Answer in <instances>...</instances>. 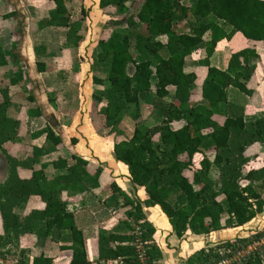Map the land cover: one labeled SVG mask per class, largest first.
Instances as JSON below:
<instances>
[{
  "label": "trees",
  "instance_id": "1",
  "mask_svg": "<svg viewBox=\"0 0 264 264\" xmlns=\"http://www.w3.org/2000/svg\"><path fill=\"white\" fill-rule=\"evenodd\" d=\"M53 1L57 14L63 15L62 0ZM136 3L99 0V8L119 16ZM45 23L67 25L63 18ZM124 25L128 30L141 25V30L121 39L105 30L98 40L96 62L104 77H93L97 94L92 96L91 114L109 134L119 137L118 127L125 117L135 122L130 138L114 143L113 157L127 167L130 183L143 188L146 199H131L110 183L113 193L123 198L124 232L97 235L96 264L115 260L139 264L133 225L140 223L144 241L151 243L154 234L144 220L143 206L158 207L177 239L187 232L208 236L240 228L264 212V166L247 169L264 145V116L245 120L244 107L230 101L228 94L229 88L248 98L255 94L257 49L264 51V0H194L192 6L179 0H140ZM236 34L246 40L247 48L231 54L225 71L211 67L207 59ZM200 49L206 57L200 65L202 77L186 66L191 54ZM171 92L170 102L163 101ZM148 93H153V107L162 117L152 129L142 125L137 108ZM9 103L7 90L0 89V151L8 164L7 177L0 184V255L9 246L16 247L25 234L35 232L57 242L66 232L69 245L61 248L69 252L68 264H89L83 234L67 210V196L87 192L83 181L88 162L57 156L49 166L38 167L15 159L3 148L21 134V122L6 115ZM47 138L55 146L61 144L51 133ZM206 152L212 153V159ZM46 169L56 174L48 178ZM100 173L97 169L95 179ZM178 199L182 204L176 206ZM32 200L36 203L30 205ZM261 236L256 233V240ZM245 242L235 238L213 249H198L184 264L218 263L220 251ZM146 255L147 264H158L162 257L153 244ZM19 256L18 264H29L22 250ZM32 264L53 262L43 254ZM241 264L262 263L251 255Z\"/></svg>",
  "mask_w": 264,
  "mask_h": 264
},
{
  "label": "crops",
  "instance_id": "2",
  "mask_svg": "<svg viewBox=\"0 0 264 264\" xmlns=\"http://www.w3.org/2000/svg\"><path fill=\"white\" fill-rule=\"evenodd\" d=\"M186 1L189 6L194 3ZM62 4L65 13L59 15L53 0H0V89H6L10 98L7 117L21 122L20 136L3 148L18 161L38 167L49 166L57 156L68 161L76 156L88 162V176L83 181L87 192L67 196V210L83 234L89 264H96L97 235L124 232V221L120 218L123 198L113 193L110 183L114 182L131 199L144 201L146 195L143 188L130 183L127 167L114 159L113 146L118 141L91 114L92 96L97 94L93 77H104L96 62L97 43L103 31L112 30L111 21L118 15L101 10L99 0H62ZM52 18L66 19L67 25L31 30L32 23L41 26ZM135 27L138 32L141 25ZM247 44L241 35H234L225 47L207 59L209 65L225 71L231 54L247 48ZM162 54L167 57L165 52ZM257 55L264 60L263 50L257 49ZM205 59L201 49L193 52L186 61L187 69L203 75L200 65ZM258 79L254 74L253 80L262 86L255 89L253 97H246L247 101L240 99L245 103H238L244 107L248 121L264 116V75ZM228 94L240 95L233 88H229ZM49 133L61 140L59 146L47 138ZM97 169L101 173L95 179ZM7 170V161L0 151V184L6 179ZM45 171L48 178L56 174L51 169ZM34 203L32 200L30 205ZM143 215L154 229L151 244L162 254L158 264H178L180 258L188 259L201 249L204 240L208 243L217 236L234 238L236 230L249 224L208 236L187 232L177 239L158 207L143 206ZM68 241L66 232L57 242L32 232L20 237L19 247L29 264L43 254L53 264H68L69 252L61 248L69 245ZM99 264L126 263L115 260Z\"/></svg>",
  "mask_w": 264,
  "mask_h": 264
},
{
  "label": "rangeland",
  "instance_id": "3",
  "mask_svg": "<svg viewBox=\"0 0 264 264\" xmlns=\"http://www.w3.org/2000/svg\"><path fill=\"white\" fill-rule=\"evenodd\" d=\"M179 1H181L183 3V1H186V0H179ZM139 4H140V0H137V3L134 6L129 7L128 10H126L122 15L116 16L114 18V20L111 21L112 30L110 32L115 39H121L122 36L125 35L126 33H128L131 38L133 36H135L137 28L133 27L130 30L126 29L125 25H124V21L130 14H132L133 12H135L137 10V8L139 7ZM183 4L188 5V6L190 5L188 3V1H186V3H183ZM51 26L52 25H49L47 23L42 24L41 26H39V24L32 23L31 30L34 31V29H38V28H42V27L45 30L46 27H51ZM140 30H141V27H140L139 31ZM185 30L187 31V29H183V30L179 29L180 32H183ZM255 67H256L255 68L256 69L255 75L257 77H259V79H260L262 77V75H264V60L261 61L259 59V56L255 60ZM98 71L100 74H102L100 70H98ZM132 71H133V68L130 66L128 69V73L132 74ZM253 85H254L255 89H257L258 86H260V87L262 86L261 84H258L257 80H254ZM251 87H253V86L251 85ZM240 95L237 94L235 97L232 94V95H230L229 99H230V101H232L234 103L242 102L240 99L247 101L245 96H243L242 94H240ZM238 96H239V98H237ZM171 98H172V96H169L163 101L169 102L171 100ZM155 103L156 102H155L153 94L148 93L144 97V99H142L139 102V106L137 107L138 108V114L140 115V121L142 122V125L145 126L146 128H149V129H152L154 126L159 125L161 123V120H162V117H161V114L159 113V111L153 107ZM242 103H245V102H242ZM132 107L134 109V106H132ZM262 107L264 108V101L262 102ZM261 113H263V112H261ZM246 120L248 121V119H246ZM182 124H183V122L174 123V124H171L170 127L176 128V127L181 126ZM134 126H135V122L131 119V117H129V116L125 117L123 119L122 123L118 127V130L122 133V136L119 137L115 134H111V135L113 136V138L116 141L128 139V138H130V136L132 134ZM141 155H142V158L145 157L143 154H141ZM206 155L210 159H212V153L211 152H206ZM262 166H264V146H262L260 148L259 156L256 159H254V161H252L248 164L247 169H257V168H260ZM255 187L258 191H260L259 186L257 184ZM263 196H264V194H263ZM175 204H176V206L181 205L182 200L178 199ZM236 231H238L237 235L239 237H237V235H236L234 238H230L228 240H233L235 238H241V239L244 238L247 240V242L242 243V244L234 247L232 250L225 252L224 257L228 260L229 264H241V263H243L244 260H246L251 255H257L259 257L261 263L264 264V212L262 214L258 215L251 223L246 225L244 228H240ZM256 233H261L263 236H261L258 240H256V238H255ZM228 240L225 238H221L220 236H217V237H214V238L208 240V241H210L208 243H206L207 240H204V243L201 247L205 250L213 249L216 247L217 244L228 241ZM19 246H20V244L18 242V245H16V247L15 246H9L6 250H4L3 253L0 255V264H18V261L20 259L19 251L21 250ZM195 249H197V248L195 247ZM220 252L223 253V251H220ZM184 255L186 256L187 254H184ZM186 260H187L186 257L180 258L177 261V263L178 264H184V262ZM175 262H176V260H175ZM213 264H218V263H213Z\"/></svg>",
  "mask_w": 264,
  "mask_h": 264
},
{
  "label": "built area",
  "instance_id": "4",
  "mask_svg": "<svg viewBox=\"0 0 264 264\" xmlns=\"http://www.w3.org/2000/svg\"><path fill=\"white\" fill-rule=\"evenodd\" d=\"M139 225L140 223L133 225L134 246L139 264H147L146 252L150 248L151 243L142 240V234ZM219 254L222 256V258L218 264H229L228 260L224 257L225 252H220Z\"/></svg>",
  "mask_w": 264,
  "mask_h": 264
}]
</instances>
